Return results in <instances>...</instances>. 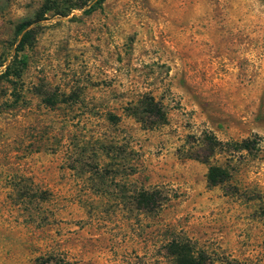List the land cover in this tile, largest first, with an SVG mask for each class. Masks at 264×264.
I'll list each match as a JSON object with an SVG mask.
<instances>
[{
    "label": "rangeland",
    "instance_id": "obj_1",
    "mask_svg": "<svg viewBox=\"0 0 264 264\" xmlns=\"http://www.w3.org/2000/svg\"><path fill=\"white\" fill-rule=\"evenodd\" d=\"M56 1L0 0V264H163L177 235L264 264V0ZM207 132L261 149L216 151L212 186Z\"/></svg>",
    "mask_w": 264,
    "mask_h": 264
},
{
    "label": "trees",
    "instance_id": "obj_2",
    "mask_svg": "<svg viewBox=\"0 0 264 264\" xmlns=\"http://www.w3.org/2000/svg\"><path fill=\"white\" fill-rule=\"evenodd\" d=\"M103 1L92 0V3L85 9V12L89 13L101 7ZM45 4L47 5V9H59L61 7V4L56 0H47ZM73 4L71 0H68L64 6H71ZM26 26L27 23L19 24L17 26V32L21 33ZM28 34L29 30L22 34L21 44L27 38ZM130 106L128 109L129 114L137 118L145 126L152 127L163 124L167 120L162 105L152 95L145 94L137 104H130ZM202 143L208 150L207 154L204 157L197 156L196 159L209 164L206 178L207 182L212 186L223 183L229 178V173L226 168L209 162V157L216 151L231 152L261 149L259 146L255 147V144H259L258 138H254V140L245 138L239 142L230 144L219 141L212 132L205 133ZM130 198L136 208L142 209L147 213H155L159 210L165 199L157 188L148 189L144 187L136 189V191L133 190ZM162 247L164 250L162 255L164 258L163 264H240L235 258L227 257L226 255L219 256L211 251H207L186 236H174L167 240ZM47 262L49 264H70L69 260L65 257L52 253L48 254Z\"/></svg>",
    "mask_w": 264,
    "mask_h": 264
}]
</instances>
